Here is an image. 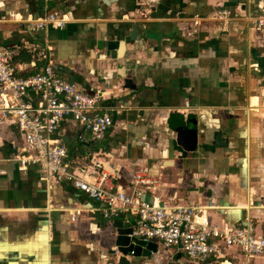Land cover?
Instances as JSON below:
<instances>
[{"label": "crops", "instance_id": "0c3cea01", "mask_svg": "<svg viewBox=\"0 0 264 264\" xmlns=\"http://www.w3.org/2000/svg\"><path fill=\"white\" fill-rule=\"evenodd\" d=\"M238 6L262 12L264 0H161L151 14L135 0H0V43L23 46L14 59L19 76L43 68L46 49L59 75L103 96L115 126L104 140L79 142L81 129L64 123L56 137L72 157L109 151L124 166L116 186L128 189L130 172L143 167L159 180L148 201L197 205L219 225L250 217L264 236V29L240 19L192 21ZM49 13L70 22L48 30L28 22ZM185 123L195 141L179 138L176 128ZM15 138L21 141L15 124L0 126V264L116 262L115 219L72 187L49 191L38 165L22 166ZM157 244L141 264H246L237 247L202 262ZM254 264H264V253Z\"/></svg>", "mask_w": 264, "mask_h": 264}, {"label": "built area", "instance_id": "2783aa9c", "mask_svg": "<svg viewBox=\"0 0 264 264\" xmlns=\"http://www.w3.org/2000/svg\"><path fill=\"white\" fill-rule=\"evenodd\" d=\"M145 14H151L161 0H135ZM245 20L249 28L264 29V11L252 7H218L206 14H195L192 21L200 26L206 21L228 25L232 20ZM3 17H0V24ZM28 22L36 30L63 28L70 22L67 14L49 13ZM49 51L50 46L46 47ZM23 46L10 47L0 43V126L10 121L20 132L21 141L11 142L23 167L38 165L46 187H72L102 204L105 219H119L123 214L135 217L131 237L162 243L175 248L190 259L206 262L225 249L237 247L246 264L264 253V236L258 235L247 217L241 224L210 222L203 208L197 205L161 204L144 198L158 185V178L143 167L130 172L128 189L116 186L124 166L109 151L98 150L90 155L73 156L72 149L57 133L64 123L81 129L79 142L104 140L115 126L114 119L104 111L103 96L81 91L77 83L58 74L45 49V66L27 77L17 74L14 59ZM260 70L259 64H252ZM30 93L36 99L30 98ZM20 141V142H19ZM2 173L3 171L0 170ZM81 211L72 215L75 220ZM207 264V263H206Z\"/></svg>", "mask_w": 264, "mask_h": 264}, {"label": "water", "instance_id": "95a60500", "mask_svg": "<svg viewBox=\"0 0 264 264\" xmlns=\"http://www.w3.org/2000/svg\"><path fill=\"white\" fill-rule=\"evenodd\" d=\"M134 34L135 31L132 34V37ZM111 44L117 46L121 43L120 41H114ZM126 85L129 88H133V83L130 79L126 80ZM176 130L179 138L181 139L182 137L186 136L190 139H194L195 141L197 138V132L192 130L188 123L177 127ZM220 137L218 135L217 141H219ZM113 227L115 228V250L112 252V254H116V257L117 253L121 254V256L117 258L116 262H113V264H141L142 260L151 258L153 254L158 251V244L156 242L145 241L130 236L132 233L131 222H125L122 219H115L113 222Z\"/></svg>", "mask_w": 264, "mask_h": 264}]
</instances>
